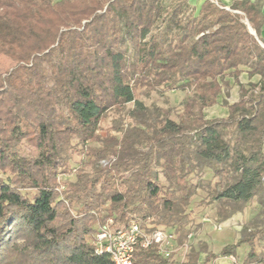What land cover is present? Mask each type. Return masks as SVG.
<instances>
[{"label": "trees", "instance_id": "16d2710c", "mask_svg": "<svg viewBox=\"0 0 264 264\" xmlns=\"http://www.w3.org/2000/svg\"><path fill=\"white\" fill-rule=\"evenodd\" d=\"M201 1L0 0V57L13 63L0 73V264H113L91 242L109 221L114 230L162 229L182 245L198 192L221 224L251 203L258 211L235 243L191 249L181 264L235 258L240 246L235 264H264L260 1L233 0L228 10ZM227 78L239 100L222 102L226 118L206 119ZM159 89L192 92L176 121L139 100ZM72 140L84 160L62 194L76 219L55 182ZM133 264L177 263L150 246Z\"/></svg>", "mask_w": 264, "mask_h": 264}, {"label": "rangeland", "instance_id": "374dc122", "mask_svg": "<svg viewBox=\"0 0 264 264\" xmlns=\"http://www.w3.org/2000/svg\"><path fill=\"white\" fill-rule=\"evenodd\" d=\"M57 1V0H54ZM216 2V0H212ZM190 4L196 9L202 4L201 0H190ZM13 66V63L5 56L0 57V73H4ZM245 70V69H244ZM226 80V78H225ZM239 82L246 84L245 77L239 76ZM252 82H257V78L254 77ZM192 92L187 91H166L159 89L149 95H141L139 100L147 108H159L167 112L168 118L176 121L177 115L181 112V102L188 96H191ZM239 100L238 86L234 81H230L227 87H222V91L218 97V102L213 107L206 109L204 115L206 119H224L227 116V110L222 106L223 101L228 103H234ZM131 105L125 106V111L131 109ZM117 116L111 113L104 125L110 126L111 123L116 119ZM84 148H81L77 144V141L72 140V148L69 150V169L63 171V173H58L56 175L55 182L57 184L56 192L62 198L63 205L67 210L70 217L76 219L78 218V212L76 208L71 206L62 192L65 190V185L67 182H73L74 176L78 172V169L82 167L84 160L83 157ZM106 161L100 162V165L104 166ZM85 171H89V168H85ZM5 178V175H3ZM23 193H30L31 190H22ZM204 194L198 192L196 196L192 197L190 210V220L192 222L191 235L187 240L188 249L186 253L188 254L191 249L198 250L199 248H205L207 251L212 253H217L221 248L226 245L235 243L239 238V232L243 225H245L258 211L257 206L254 203L249 204L242 214L233 217L231 220L225 223H219L217 221L216 207L215 205L205 206L202 199ZM97 228V227H96ZM176 243V248L179 247ZM247 251L246 246H240L236 250L235 258H220L211 262L209 264H235L240 263L243 255ZM185 253V254H186ZM204 254L200 255L199 263H202V258ZM181 250H177L173 254V260L177 264H181L185 261L183 258Z\"/></svg>", "mask_w": 264, "mask_h": 264}, {"label": "built area", "instance_id": "2783aa9c", "mask_svg": "<svg viewBox=\"0 0 264 264\" xmlns=\"http://www.w3.org/2000/svg\"><path fill=\"white\" fill-rule=\"evenodd\" d=\"M109 225L110 221L98 226L91 242L95 252L107 254L113 264H133V256L138 247L155 246L158 253L165 259H172L177 250L182 251L183 258L187 255V241L176 248L175 236L168 231L155 229L146 233L136 222H131L126 228L117 230L111 229Z\"/></svg>", "mask_w": 264, "mask_h": 264}, {"label": "crops", "instance_id": "0c3cea01", "mask_svg": "<svg viewBox=\"0 0 264 264\" xmlns=\"http://www.w3.org/2000/svg\"><path fill=\"white\" fill-rule=\"evenodd\" d=\"M217 2H219V4H221L222 6H224L226 9H228L230 7V5L232 4L233 0H216ZM251 2H256V1H260V6H261V13L263 15V19H264V0H250ZM258 41L260 43H262V45L264 46V20H263V24L260 27L259 30V37L257 38ZM242 73L240 76H244L245 77V82L247 81V76H246V70H244V68H242ZM258 80V77H256ZM227 80H230V78H227ZM232 81V80H230ZM243 83V82H240Z\"/></svg>", "mask_w": 264, "mask_h": 264}, {"label": "water", "instance_id": "95a60500", "mask_svg": "<svg viewBox=\"0 0 264 264\" xmlns=\"http://www.w3.org/2000/svg\"><path fill=\"white\" fill-rule=\"evenodd\" d=\"M248 29H249L250 34L253 35L256 38L255 33L250 29V27H248ZM256 40L258 41L257 38H256ZM258 43L260 44L261 47L264 48V46L262 45V43H260L259 41H258Z\"/></svg>", "mask_w": 264, "mask_h": 264}]
</instances>
